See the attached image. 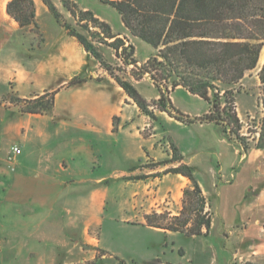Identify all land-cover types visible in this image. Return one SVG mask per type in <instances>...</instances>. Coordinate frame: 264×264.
<instances>
[{"label": "crops", "instance_id": "0c3cea01", "mask_svg": "<svg viewBox=\"0 0 264 264\" xmlns=\"http://www.w3.org/2000/svg\"><path fill=\"white\" fill-rule=\"evenodd\" d=\"M8 1L0 0L2 263L11 260L9 264H15L21 258L19 264H32L34 253L41 258L48 248L59 246L63 248L57 255L69 258L72 240L93 243L90 232H100L106 218H119L126 225L135 220L134 226L161 233L142 225L143 215L179 208L183 189L191 184L180 173L154 175L138 169L146 156L166 159L156 144L164 136L163 125L183 162L194 168L206 198L205 210L211 215L208 234L195 239L194 250L187 240L189 249L178 259L174 255L177 264H183L179 259L186 257L192 264H264V150L243 151L211 122L184 125L159 110H153V120L111 77L90 75L95 67L92 58L41 0H33L37 32L43 38L40 43L32 42V26L20 27L7 14ZM74 2L106 22L113 34L128 35L120 16L104 15L96 9L95 0ZM130 44L136 47L131 39ZM78 74L87 76L86 81L68 85ZM138 91L146 101L160 95L152 85ZM49 92H54L51 110L21 111L18 100ZM168 96L174 107L190 116L208 111L205 99L181 85ZM237 115L241 117L238 108ZM147 127L151 133L145 136ZM12 145L19 146L21 153L9 164L6 155ZM141 174L146 177L133 178ZM165 237L175 239L169 234ZM206 239L216 244L211 256L206 251L207 259ZM173 247L171 252H175ZM113 252L133 260L130 253ZM138 257L137 264L160 259L158 252ZM160 264L175 262L161 259Z\"/></svg>", "mask_w": 264, "mask_h": 264}, {"label": "trees", "instance_id": "16d2710c", "mask_svg": "<svg viewBox=\"0 0 264 264\" xmlns=\"http://www.w3.org/2000/svg\"><path fill=\"white\" fill-rule=\"evenodd\" d=\"M41 1L68 34L103 63L142 112L154 117L152 109H157L182 122H211L221 125L229 135H239L241 121L236 111L234 91L240 81L256 68L264 47V0H99L117 11L132 36L147 43L155 51L137 66V71L131 70L135 79L147 75L158 89L159 97L150 103L129 81L117 76L113 69L104 64L96 47L80 29H100L103 34L101 40L112 39L106 42L107 45L115 50V55L121 57L125 64L137 65V60L131 57L133 45L126 44L124 39L111 32L106 22L96 18L92 11L80 9L72 0L60 1L80 29L62 23L61 14L51 0ZM6 12L20 27L38 28L33 0H9ZM257 76L264 107V61ZM86 79V76L78 74L71 78L68 85H78ZM178 85L208 101L210 111L193 118L178 111L168 96L170 90ZM53 99L54 92H49L18 101L24 103L22 112L40 113L51 110ZM254 147L264 150V110ZM172 149L176 153V146L173 145ZM246 149L248 146L244 144ZM168 161L181 162L164 173H180L191 182L183 189L181 216H170L163 223L164 214L153 212L144 215L143 224L164 230L184 231L189 235L200 234L202 228L207 232L211 218L205 210L206 198L195 179L193 167L182 162L181 156H173ZM145 177L137 175L133 178Z\"/></svg>", "mask_w": 264, "mask_h": 264}, {"label": "rangeland", "instance_id": "374dc122", "mask_svg": "<svg viewBox=\"0 0 264 264\" xmlns=\"http://www.w3.org/2000/svg\"><path fill=\"white\" fill-rule=\"evenodd\" d=\"M51 1L55 5V7L57 6L56 7L57 10L61 14L62 23H68L71 25H75L77 29H80L79 26H76L74 18L71 16V14L62 6V3L60 0H51ZM72 1L74 2V0ZM95 4L97 7L96 9H98V11H102L104 15H107L110 18H114L119 15L117 11L110 5L103 4L99 0H95L94 5ZM2 6H3V3H0V9ZM80 30L87 35L88 40H90L92 44L96 47V50L100 54L104 64L108 66L109 68L113 69V72L117 76H119L123 80L129 81L137 90L139 89L146 90L149 88V85L156 87L153 81L147 75H144L140 79H135L131 73V70L137 71V66L143 63L140 59H142L146 55L150 56L152 53L155 52L154 49L150 45H148L147 43L143 41H140L139 38L132 36L129 33V31H127L128 35L119 34L118 36L124 39L126 44H130V39H131L132 42H134L136 46L135 47L136 51L134 53V50H135L134 48L131 57L133 59L134 57L138 59L137 65L125 64L122 61L121 57H117L115 55V50L109 45H107L106 42H109L112 39H107V41L101 40V37L103 34L101 33L100 29L90 28L89 31H85L83 29H80ZM31 33L33 37L32 38L33 43H40L43 41L41 34L37 32L36 28L32 27ZM75 40L77 41L76 38ZM119 52H121V49L119 50ZM88 54L92 58V61L95 64V67L91 69L90 75H93L97 79L98 78L102 79V77L108 76V77H111L113 81H115V79L109 74V71L104 67L103 63L99 61V59L93 57L90 53ZM263 61L264 59L262 61L261 59L259 60L256 68L250 71L240 81L239 85L236 86L237 90L234 91L236 111L238 108L241 113V117H239L238 115L241 121V129L239 131V135L238 136H236L235 134L229 135L228 132L225 131L221 125H219L222 129L224 136H226L228 139H232L235 142H237L239 147L243 151L247 150V149L244 150V144H246L248 148L254 147L255 141L258 137V131L260 130V120L262 117L264 107H263L262 100H261L260 83H259L257 73ZM115 83L118 85L116 81ZM127 97L132 102H134L129 96ZM152 100L154 99H150L147 102L150 103ZM17 102L19 103V101ZM20 103L24 107V103L23 102H20ZM152 110H157V109H152ZM177 110L183 113L181 110L179 109ZM209 111H210V104L208 107V111L206 113H208ZM204 114H201L199 116H190L188 114H185V115L189 116L190 118H193V117L203 116ZM169 116L174 118L171 115ZM150 118L154 120L155 116L150 117ZM116 119H117L116 116L113 117V125H114L113 131L114 132L117 131V126H116L117 120ZM177 121L181 122L184 125H191L193 123L201 122L199 120H195L189 123L182 122L180 120H177ZM201 123H203V121ZM161 128H162L161 131L163 132L164 136L160 138L159 141L156 142V144L159 147L160 152L166 155V159L162 161H155L153 157L146 156L138 165V169L140 171H145V172L151 171V173L154 175H160L164 173L166 170H168L169 168L176 167L180 164L181 161L180 162L179 161H172V162L168 161V160H171L173 156L175 157L181 156L182 162H183V156L180 150L171 140L170 136L167 134V131L165 132V129H163L164 128L163 125H161ZM143 133L145 136L149 135L151 133V128L149 127L145 128ZM173 145L176 146L177 148L176 153H174V150L172 149ZM182 196H183V193H182ZM181 209H182V197H181L179 208H174L173 210L161 209L158 212L151 211L148 214H151L153 212L163 213L164 219H165L163 220V223H165L167 222V220H169L170 216H179ZM207 214L211 218L209 211H207ZM144 215H143V221H144ZM115 219L117 222L106 218L100 232L98 230L96 231L94 230L90 232L93 243L78 241L77 244H75L73 243V240H72V242L69 245V248L72 249L71 257L67 258V257H61L59 254L57 255V252H61L63 248L59 246L60 249H57L55 247L52 249L48 248V252L44 253L45 256H42L41 258H39V254L34 253L35 255L33 254L32 264H121V263L137 264L138 263L137 261L139 258L138 256L142 257V255H150L151 253H156V252L159 253L160 261L161 259L164 261L167 259H172L175 262V264H177L176 261L178 259L177 258L178 255H182L185 252L184 249L187 247L186 246L187 240H191L190 244H191L192 249L194 250V247L197 244L195 242V239L198 238L199 236H206L210 229L209 228L207 232H205V228H202V231L200 234L189 235L187 232H184V231L164 230L158 227L150 226L152 228L160 229L162 233L161 234V233L149 231L145 229L144 227L134 226L138 224V222H136L135 220H132L133 225H126L124 223H121L119 218H115ZM142 225H144L143 222H142ZM164 234L175 236V239L172 240L170 237H165ZM99 238H101V240L97 241L96 239H99ZM95 243H97L98 245ZM105 246L110 247V249H108ZM171 246H174L173 248L175 249V252L170 251ZM203 246H205L203 249L204 256L207 259V256L205 255L206 251L208 253V256H211V253H214L215 251L216 244L211 239H206L203 242ZM113 251L124 253L125 255L126 253H130L131 255H133V260H129L127 258L123 259L121 258V255L114 253ZM174 255L177 258L176 260H175ZM159 260L155 259L149 262H143L141 264H160ZM179 260H181V262H184L183 264H192V260L187 257L185 259H179ZM9 262L8 260H5L4 263H2L0 259V264H9ZM19 262H22L21 258L17 259L15 264H19Z\"/></svg>", "mask_w": 264, "mask_h": 264}, {"label": "built area", "instance_id": "2783aa9c", "mask_svg": "<svg viewBox=\"0 0 264 264\" xmlns=\"http://www.w3.org/2000/svg\"><path fill=\"white\" fill-rule=\"evenodd\" d=\"M21 153V149L17 145H12L6 155V161L9 164H13L16 157Z\"/></svg>", "mask_w": 264, "mask_h": 264}, {"label": "bare ground", "instance_id": "6f19581e", "mask_svg": "<svg viewBox=\"0 0 264 264\" xmlns=\"http://www.w3.org/2000/svg\"><path fill=\"white\" fill-rule=\"evenodd\" d=\"M261 54V56H260V59H261V61L264 59V49L262 48V50H261V52H260Z\"/></svg>", "mask_w": 264, "mask_h": 264}]
</instances>
